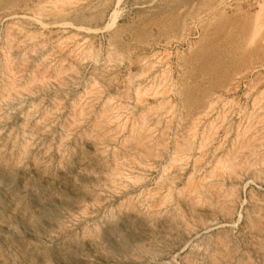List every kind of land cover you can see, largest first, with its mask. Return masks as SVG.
Returning a JSON list of instances; mask_svg holds the SVG:
<instances>
[{
  "label": "rangeland",
  "instance_id": "374dc122",
  "mask_svg": "<svg viewBox=\"0 0 264 264\" xmlns=\"http://www.w3.org/2000/svg\"><path fill=\"white\" fill-rule=\"evenodd\" d=\"M0 264H264V0H0Z\"/></svg>",
  "mask_w": 264,
  "mask_h": 264
}]
</instances>
